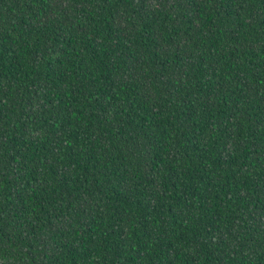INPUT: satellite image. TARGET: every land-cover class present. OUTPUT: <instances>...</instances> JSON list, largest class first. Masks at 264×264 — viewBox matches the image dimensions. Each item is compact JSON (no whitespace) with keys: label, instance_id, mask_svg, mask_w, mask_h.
Returning a JSON list of instances; mask_svg holds the SVG:
<instances>
[{"label":"trees","instance_id":"1","mask_svg":"<svg viewBox=\"0 0 264 264\" xmlns=\"http://www.w3.org/2000/svg\"><path fill=\"white\" fill-rule=\"evenodd\" d=\"M0 264H264V0H0Z\"/></svg>","mask_w":264,"mask_h":264}]
</instances>
